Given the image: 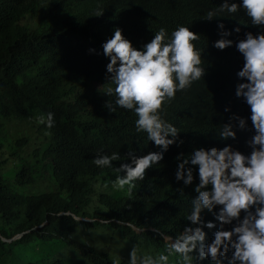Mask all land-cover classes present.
Masks as SVG:
<instances>
[{"label":"trees","instance_id":"16d2710c","mask_svg":"<svg viewBox=\"0 0 264 264\" xmlns=\"http://www.w3.org/2000/svg\"><path fill=\"white\" fill-rule=\"evenodd\" d=\"M106 1L0 0V236L8 240L0 242V264H112L113 260L127 264L132 243L144 250H163L162 236L182 230L183 217L196 193L192 185L183 194L178 192L174 179L177 152L171 146L163 161L147 171L146 180L137 181L143 185L142 195L134 204L120 207L127 215L122 224L121 212L107 207L117 190L102 186L106 178L117 173L92 163L98 149L117 151L122 159L128 150L138 155L147 152L127 146L119 135L137 134L134 119L115 126L117 119L114 115L110 118L103 106L107 99L98 86L105 82V69L94 67L98 59L88 49L101 50V42L112 32L102 26L103 22L89 27L87 17L103 10L102 18L121 25L123 35L137 47L149 40V35L137 24L121 23L106 9ZM143 3V10L166 18L169 24L189 22L201 33L204 79L178 93L165 110V118L185 137L183 147L191 151L201 145L232 143L247 151L244 140L251 134L248 130H238L235 141L215 137L231 113L246 116L248 109L234 95L235 72L242 59L234 46L224 50L211 46L218 38L217 19L231 30L237 21L246 22L243 12L231 19L208 21L203 13L216 8L221 0ZM240 27L241 32L229 38L242 36L245 30L256 31L252 26ZM48 111L54 113L55 125L46 129L37 124L41 143L34 154H24L31 140L16 137L12 129L36 122L37 115ZM82 118L83 124L76 131ZM197 123H202L200 128ZM156 228L159 233L152 230ZM88 231L92 236L105 233L106 239H114L116 250L119 244L123 248L117 250L121 257L94 246Z\"/></svg>","mask_w":264,"mask_h":264},{"label":"clouds","instance_id":"9594fccd","mask_svg":"<svg viewBox=\"0 0 264 264\" xmlns=\"http://www.w3.org/2000/svg\"><path fill=\"white\" fill-rule=\"evenodd\" d=\"M104 4L121 23L137 24L149 35V40L137 47L123 35L121 25L102 18L103 10L87 17L89 27L103 22L102 26L112 32L101 42V50L88 49L98 59L94 67L105 69V82L98 86L107 99L103 106L110 118L114 115L117 119L115 126L134 119L137 134L119 135L127 146L147 151L138 155L128 150L122 159L117 151L97 150L92 163L117 173L102 185L117 190L107 207L121 212L122 224L127 215L120 207L140 197L143 185L137 181L146 180L147 171L163 161L170 146L177 152L174 179L178 192L183 194L192 185L196 193L183 217L182 230L162 236L163 250H144L132 243L127 264H264V0H221L216 8L203 13V19L211 21L231 19L242 11L246 21H237L229 30L217 19L218 38L211 46L218 50L234 46L242 59L235 72L234 95L248 109L246 116L231 113L215 137L235 141L238 130H248L251 134L244 140L247 151L232 143L201 145L188 151L180 129L165 118L166 106L177 94L198 85L206 74L199 30L189 22L169 24L166 18L143 10V0H107ZM240 25L256 31L245 30L242 36L229 38L241 32ZM224 111H229L228 106ZM35 121L51 129L54 113L37 115ZM82 124L83 118L76 131ZM117 161L118 166L113 163ZM206 215L212 218L206 219ZM0 242L8 240L0 236ZM112 264H119V260Z\"/></svg>","mask_w":264,"mask_h":264},{"label":"rangeland","instance_id":"374dc122","mask_svg":"<svg viewBox=\"0 0 264 264\" xmlns=\"http://www.w3.org/2000/svg\"><path fill=\"white\" fill-rule=\"evenodd\" d=\"M12 126H14V125L12 124ZM37 129H38V126H37L36 122H32L29 125L20 126L18 129H12L11 132L16 137H20V139L23 137H27V138H30V140H31V143L23 150L24 154H27V155L34 154V151L37 148L36 145H40V143H41L40 139H39L40 135L37 133ZM45 186L46 185H42V188H45ZM36 190H38V189H36ZM97 231L103 232V230H97ZM135 231H137L138 233H143V231H140L138 229H136ZM94 232H96V231H94ZM91 233H92V231H88V237L94 246H96L98 249H101L105 252H109L110 254L111 253H115V254L117 253L116 256L121 257L119 255L118 251H122L123 248L119 244L117 247V250H118L117 251L115 248V240L114 239H112V240L106 239L107 237H106L105 233L94 234V236H92ZM80 236L82 237L81 234H80ZM93 237L96 239H100L101 241L94 240ZM113 248H114V250H113Z\"/></svg>","mask_w":264,"mask_h":264},{"label":"bare ground","instance_id":"6f19581e","mask_svg":"<svg viewBox=\"0 0 264 264\" xmlns=\"http://www.w3.org/2000/svg\"><path fill=\"white\" fill-rule=\"evenodd\" d=\"M191 117H192V116H191ZM188 119H189V118H188ZM192 119H193V118H192ZM194 119H195V118H194ZM196 120H197V119H195V121H196ZM199 121H200V120H199ZM193 122H194V120H193ZM197 122H198V121H197ZM202 123H203V122H202ZM202 123H200V124H202ZM197 124H198L197 126L199 127L200 124H199V123H197ZM199 128H200V127H199ZM196 130H197V129H196ZM194 143H195V141H194ZM146 189H147V188H146ZM146 189H145V190H146ZM138 195H142V191H138ZM153 195H155V194L153 193ZM156 195H157V194H156ZM160 197H161V196H160ZM160 197L158 196L157 199L160 200V199H161ZM159 198H160V199H159ZM164 198H165V197H164ZM164 198H163V199H164ZM145 199H146V198H145ZM158 200H157V201L155 200L156 204L159 202ZM144 201H146V200H144ZM135 202H136V201H134L132 204H134ZM140 203H141V202H140ZM143 203H144V202H143ZM143 203H142V205H143ZM159 203H160V202H159ZM129 204H131V203L129 202ZM146 204H147V203H146ZM150 205H151V204H150ZM94 206H95V205H94ZM134 206H137V205L135 204ZM138 208H141V211H142V209H143V207H139V206H138ZM145 208H146V207H145ZM150 208H151V207H150ZM154 208H155V207H154ZM148 209H149V208H148ZM146 210H147V208H146ZM183 222H184V221H183ZM180 227H182V226L180 225ZM177 228H178V225H177ZM182 228H183V227H182ZM119 230H121V229L119 228ZM117 231H118V230H117ZM117 231H116V232H117ZM123 232H124V231H123ZM130 235H131V234H130ZM128 236H129V235H128ZM125 238H126V237H125ZM130 239H131V238H130ZM129 243H130V242H129ZM139 244H140V243H139Z\"/></svg>","mask_w":264,"mask_h":264}]
</instances>
